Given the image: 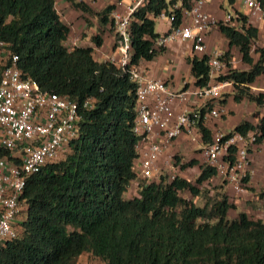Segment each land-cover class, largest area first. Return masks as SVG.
<instances>
[{
	"label": "trees",
	"instance_id": "16d2710c",
	"mask_svg": "<svg viewBox=\"0 0 264 264\" xmlns=\"http://www.w3.org/2000/svg\"><path fill=\"white\" fill-rule=\"evenodd\" d=\"M64 1L73 10L95 16L97 30L91 41L99 46L103 29L111 26L115 4L93 12L83 0ZM191 2L144 0L133 10L128 26L130 65L160 51L153 47L158 35L154 19L161 12L173 15L171 26H177L181 11ZM234 14L239 27L217 22V28L248 67L231 68L229 49L221 54L226 72L217 79L230 80L232 88L217 104L223 105L231 95L234 102L246 100L262 108L255 124L240 120L227 133L245 135L255 129L258 144L264 138V94L251 92L250 85L264 75V48L254 45L257 28L238 11ZM68 32L54 0H0V42L17 57L21 76L33 79L42 91L77 103L92 99V107L81 110L78 134L63 155L25 179L19 196L25 217L19 235L0 246V264H76L84 253L102 264H264V211L262 219L243 211L230 217L234 205L222 188L226 181L220 177L218 186L204 187L217 175L213 167L198 164L193 181L161 173L144 179L133 172L136 85L125 70L95 59L90 46L66 48ZM251 52L257 54L255 60ZM206 61V54L186 58L196 87L210 79ZM206 106L211 103L199 109ZM196 127L201 142H209L204 123L200 120ZM173 165L183 170L197 161L174 160ZM132 183L136 194L125 197Z\"/></svg>",
	"mask_w": 264,
	"mask_h": 264
},
{
	"label": "built area",
	"instance_id": "2783aa9c",
	"mask_svg": "<svg viewBox=\"0 0 264 264\" xmlns=\"http://www.w3.org/2000/svg\"><path fill=\"white\" fill-rule=\"evenodd\" d=\"M127 1L123 11L110 12L114 41L102 59L125 70L136 85L132 131L138 140L134 145L137 156L133 160V172L141 178H150L158 168V157L176 138L184 135L201 150L205 165L213 167L235 192H243V179L250 175L248 150L255 145L258 132L252 129L245 135H227L215 131L209 142L202 143L196 127L200 120L204 123L221 116L223 109L217 99L232 88L230 80L217 79L226 72L220 60L222 53L207 55L210 79L202 87L176 90L161 79L146 75L138 64H129L128 31L131 13L144 0ZM240 2L249 14L264 20V0ZM202 5V0H192L190 7L181 11L182 20L187 21L177 26H171L173 15L161 12L159 17L166 19L168 29L157 35L153 47L158 49L170 42L190 40L192 52H204L200 33L217 26V21L202 10ZM235 18L234 12H227L220 22L231 25ZM3 45L0 42V150L6 153L0 154V246L19 235V224L25 217L19 196L25 179L63 155L68 142L78 134L81 110L92 107L89 98L77 103L64 95L40 90L33 79L21 76L16 66L17 57L9 54ZM188 97L199 100L200 105L185 107L173 116L172 103L185 102ZM207 103L211 106L201 111L199 108ZM229 150H232L231 161L228 160Z\"/></svg>",
	"mask_w": 264,
	"mask_h": 264
},
{
	"label": "crops",
	"instance_id": "0c3cea01",
	"mask_svg": "<svg viewBox=\"0 0 264 264\" xmlns=\"http://www.w3.org/2000/svg\"><path fill=\"white\" fill-rule=\"evenodd\" d=\"M92 10L96 11L106 4L114 3L115 10L123 11L126 3H121V0H83ZM202 10L212 19L220 22L225 13H233L238 11L244 15L247 22L257 28V38L254 45L264 48V20L257 19L254 15L249 14V10L241 4L240 0H232L229 4L227 0H202ZM54 7L57 11L59 18L65 23L69 30L72 29L74 33L84 30L87 23L82 19L87 17V14H83L80 11L73 10L69 7L68 3L64 0H54ZM91 24L88 25V33L86 35H80L76 45L90 46L92 48L93 57L97 60H102L104 54L108 53L111 49L114 41V35L111 27H105L101 35V44L94 46L90 36L95 33L97 22L95 18H90ZM187 20H182L185 23ZM232 26L239 27L238 21L232 20L230 22ZM168 29V23L164 17H156L154 19V32L161 34ZM200 38L204 43L205 49L202 53L192 52L190 50V40L183 42H170L166 46L161 47L150 60L139 61L138 67L143 72L152 77L158 78L164 81L169 87L180 90L182 88L194 87L193 77L189 72V65L186 62V58L191 55L200 56L202 54L211 55L213 52L223 53L229 49L231 54L230 66L236 70H245L247 65L240 60V55L235 46L228 48L226 39L220 33L217 26L210 28V30L200 33ZM253 60L256 59L257 54L250 53ZM250 90L253 93L264 94V75H259L250 85ZM230 92V91H229ZM231 93V92H230ZM200 102L197 99L188 97L185 102L174 101L172 103V114L175 116L183 108H195L199 106ZM223 111L221 113L222 118L209 119L204 121V126L209 129L211 137H213L215 131H221L228 133L230 129L240 120H247L252 124H255L261 116L262 108H257L252 102L241 100L234 102L231 99V95L227 96L226 101L221 105ZM199 150L193 144L187 142L184 135L176 138L170 146L158 157L163 155L169 156L172 152H179L185 154L187 150ZM201 153V152H200ZM197 160V165L204 163V159L199 157H193ZM254 161L257 162L256 169L254 168ZM264 138L260 143L255 144L249 152V171L250 175L247 182L244 185V191L241 193L235 192L229 183H224L222 188L229 197V200L234 205V211L230 213V217L234 216L236 211H243L254 219H262L264 211ZM214 180H221L216 175ZM242 197H245V203H242ZM247 201V203H246Z\"/></svg>",
	"mask_w": 264,
	"mask_h": 264
},
{
	"label": "rangeland",
	"instance_id": "374dc122",
	"mask_svg": "<svg viewBox=\"0 0 264 264\" xmlns=\"http://www.w3.org/2000/svg\"><path fill=\"white\" fill-rule=\"evenodd\" d=\"M126 2H127V0H121V3H126ZM98 10H96V11H98ZM92 11L94 12V10H92ZM87 16H88V18L85 17V19L87 20V26L84 27L83 31H82V28L80 31H77L76 33H74L72 31V29L69 30V32L66 36V39L63 42V44L66 48L70 49L71 47L76 46L78 38H80V35L82 37V35L84 36V35H86V33H88V31H87L88 25L91 24L90 18H95V16L93 14H87ZM67 21H65V23H67ZM107 27H111V26L108 25ZM96 30H97V27H96ZM95 33H96V31H95ZM91 36H90V38H91ZM224 96H225V94H223V96H221V98H223ZM220 117L222 118V115ZM187 142H189L191 145L193 144L195 147L198 148V146L196 144H194L188 140H187ZM187 151L188 152H185V154H181V153L175 151V152H172V154H170L169 156H166V155L163 156L162 155L159 158L160 160L157 161L158 169H156L154 171V174L149 179H152L161 173V174H166L168 176V178H171L172 176H175V175H181V176L185 177L186 179L193 181L194 177L197 175V173L199 171L198 165L186 167L183 170H180V169L178 170V168L173 165L174 160H178V163H185L186 161H188L190 159H195L193 157H196V156L199 157L201 160L204 159L202 154L200 153V151H201L200 149L199 150H192L191 149V150H187ZM167 161L169 162L170 165L167 163ZM202 165H205V163H202ZM253 165H254V168L256 169L257 162L254 161ZM159 167H160V169H159ZM136 180H141V179L137 178ZM219 184H220V180L216 181L214 179H211L207 182H204V187L211 189L212 187H216ZM135 187H136L135 184H133V183L130 184L128 186L127 192L125 193V197H133L136 194ZM183 195H186V194L184 193ZM242 199H243L242 203H245V197H242ZM246 203H247V201H246ZM76 264H102V263L100 261H98L97 259L93 258L90 254L84 253L76 261Z\"/></svg>",
	"mask_w": 264,
	"mask_h": 264
}]
</instances>
